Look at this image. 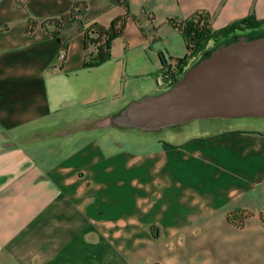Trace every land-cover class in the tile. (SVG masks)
I'll use <instances>...</instances> for the list:
<instances>
[{"label": "crops", "instance_id": "crops-1", "mask_svg": "<svg viewBox=\"0 0 264 264\" xmlns=\"http://www.w3.org/2000/svg\"><path fill=\"white\" fill-rule=\"evenodd\" d=\"M74 2L0 0V264H264V132L124 120L164 92L134 78L188 52L169 17L205 12L221 28L264 18V0H130L112 58L92 68L84 25L127 8L87 0L54 36L48 19ZM149 13L155 37L139 25Z\"/></svg>", "mask_w": 264, "mask_h": 264}, {"label": "water", "instance_id": "water-1", "mask_svg": "<svg viewBox=\"0 0 264 264\" xmlns=\"http://www.w3.org/2000/svg\"><path fill=\"white\" fill-rule=\"evenodd\" d=\"M125 115V121L146 127L264 115V36L219 45L170 90L133 103Z\"/></svg>", "mask_w": 264, "mask_h": 264}, {"label": "trees", "instance_id": "trees-1", "mask_svg": "<svg viewBox=\"0 0 264 264\" xmlns=\"http://www.w3.org/2000/svg\"><path fill=\"white\" fill-rule=\"evenodd\" d=\"M112 1L124 5L127 8V14L114 19L108 27L97 21L84 25L85 68L99 66L109 61L112 58V42L123 31L126 17L130 13V0ZM24 2L25 0H17L18 4ZM87 9V0H75L73 7L68 12L49 18L48 20L55 26L52 34L57 36L67 22L84 15ZM169 21L182 32L188 47V52L184 56L176 58L175 68L171 71L174 82H177L190 66L210 55L212 51L207 54L210 49H216L236 34L264 28V18H258L254 12L221 28H213L210 24L209 13L205 12L196 13L185 19L169 17ZM163 62L164 66L167 65L168 61L165 57H163ZM163 69H161V77L165 80L162 76ZM250 214V211H246V209L233 210L228 213V220L243 227ZM261 216L263 217V213Z\"/></svg>", "mask_w": 264, "mask_h": 264}, {"label": "rangeland", "instance_id": "rangeland-1", "mask_svg": "<svg viewBox=\"0 0 264 264\" xmlns=\"http://www.w3.org/2000/svg\"><path fill=\"white\" fill-rule=\"evenodd\" d=\"M259 36H264V28L247 30L245 33L236 34L222 44H228V42L231 41L234 42L239 40L252 39ZM183 46L184 44L180 46V49H183ZM213 50H215V48H212L209 51H207V54ZM137 81L138 83L140 81H144L156 85V88H158V92L167 91L171 89L170 88L171 86H168L162 80L161 74L158 73V71H154L150 75H142L135 77L134 82L136 83ZM172 128L177 130L181 129L182 131H191V132L201 131V129L209 130V131L236 129V130H257L264 132V115H239V116H231V117L193 118L184 123H178L165 127L166 130ZM130 129L131 131H138L137 128L134 127ZM111 133L112 136L115 137L118 136L119 138H122L123 137L122 135H125V133L121 132V130H119L118 128L112 130ZM129 133L130 131L127 134Z\"/></svg>", "mask_w": 264, "mask_h": 264}, {"label": "built area", "instance_id": "built-area-1", "mask_svg": "<svg viewBox=\"0 0 264 264\" xmlns=\"http://www.w3.org/2000/svg\"><path fill=\"white\" fill-rule=\"evenodd\" d=\"M152 21H153V14L149 13L147 15V17L144 20L139 21V25L142 29H148L147 31H150L149 36L151 37H155L156 31L153 29L154 27H152ZM67 55V49L66 48H62L59 53H58V58L59 59H65ZM167 65H163L162 68L163 72H162V76H164L163 80L168 86L173 87L177 82H174V78L171 74V71L175 68V64H176V58L174 59H170L167 60ZM170 87V88H171ZM263 218H264V211H263Z\"/></svg>", "mask_w": 264, "mask_h": 264}, {"label": "bare ground", "instance_id": "bare-ground-1", "mask_svg": "<svg viewBox=\"0 0 264 264\" xmlns=\"http://www.w3.org/2000/svg\"><path fill=\"white\" fill-rule=\"evenodd\" d=\"M125 120V119H124Z\"/></svg>", "mask_w": 264, "mask_h": 264}]
</instances>
